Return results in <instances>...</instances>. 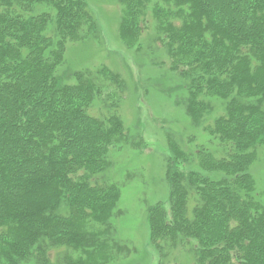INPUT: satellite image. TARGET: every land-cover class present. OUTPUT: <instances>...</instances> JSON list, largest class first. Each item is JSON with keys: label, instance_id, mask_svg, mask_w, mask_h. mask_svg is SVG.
Returning a JSON list of instances; mask_svg holds the SVG:
<instances>
[{"label": "trees", "instance_id": "1", "mask_svg": "<svg viewBox=\"0 0 264 264\" xmlns=\"http://www.w3.org/2000/svg\"><path fill=\"white\" fill-rule=\"evenodd\" d=\"M117 9L125 50L114 68L69 70L66 44L102 38L85 0H0V264L128 255L116 236L120 186L107 170L110 148L131 139L122 105L144 48L167 66V94L191 127L185 142L168 137L165 205L146 207L155 252L264 264L252 173L264 146V0H117Z\"/></svg>", "mask_w": 264, "mask_h": 264}, {"label": "rangeland", "instance_id": "2", "mask_svg": "<svg viewBox=\"0 0 264 264\" xmlns=\"http://www.w3.org/2000/svg\"><path fill=\"white\" fill-rule=\"evenodd\" d=\"M85 2L101 24L102 38L92 40L93 42L66 44L65 66L69 70L95 71L103 63L102 65L114 68L111 64L112 57L125 50L117 30V0ZM39 6L46 4H36V7ZM47 9L50 11V6ZM147 53L146 48L136 51L135 54L128 52L130 57L133 54L134 57L130 61L132 76L127 79V84L130 85L129 95L122 105V119L129 129L131 139L128 145L110 148L114 150L111 152V166L107 170L111 175L107 178L116 181L120 186L117 209L122 212L116 218V236L120 243L128 242L131 249L125 258L117 259L111 264H195L194 255L188 247L174 248L165 256V252H155L149 240L146 207L157 202L165 205L169 192L166 176V161L170 149L168 137L174 136L185 142V133L191 127L187 126L188 118L184 112L174 106V101L167 94L172 82L169 85L165 76H161L165 74L167 66H153ZM160 78L164 79L159 80ZM135 84L137 89L133 90ZM135 93L137 99L133 97ZM257 154L252 173L256 193L264 202V146L259 148ZM188 161L190 162L187 163ZM194 165V161L192 163V160L187 159L185 165H181L184 167L182 173L187 174L188 169Z\"/></svg>", "mask_w": 264, "mask_h": 264}]
</instances>
